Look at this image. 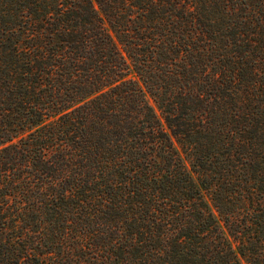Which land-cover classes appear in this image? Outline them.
I'll return each mask as SVG.
<instances>
[{"label": "trees", "instance_id": "trees-1", "mask_svg": "<svg viewBox=\"0 0 264 264\" xmlns=\"http://www.w3.org/2000/svg\"><path fill=\"white\" fill-rule=\"evenodd\" d=\"M0 264H264V0H0Z\"/></svg>", "mask_w": 264, "mask_h": 264}, {"label": "rangeland", "instance_id": "rangeland-1", "mask_svg": "<svg viewBox=\"0 0 264 264\" xmlns=\"http://www.w3.org/2000/svg\"><path fill=\"white\" fill-rule=\"evenodd\" d=\"M148 98H149V101H150V103L155 107V109L159 112V110H158V108H157V105H156V103L153 101V99L150 97V96H148Z\"/></svg>", "mask_w": 264, "mask_h": 264}]
</instances>
